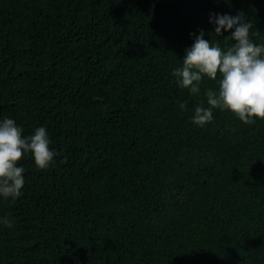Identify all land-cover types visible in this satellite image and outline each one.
Segmentation results:
<instances>
[{"label": "trees", "instance_id": "obj_1", "mask_svg": "<svg viewBox=\"0 0 264 264\" xmlns=\"http://www.w3.org/2000/svg\"><path fill=\"white\" fill-rule=\"evenodd\" d=\"M210 13L264 44V0H0V120L58 153L0 196V264H264V119L198 126L220 74L172 75L201 29L235 43Z\"/></svg>", "mask_w": 264, "mask_h": 264}, {"label": "clouds", "instance_id": "obj_2", "mask_svg": "<svg viewBox=\"0 0 264 264\" xmlns=\"http://www.w3.org/2000/svg\"><path fill=\"white\" fill-rule=\"evenodd\" d=\"M209 22L215 25L214 33L222 36L223 31H231L225 39L235 43L222 50L219 44H211L204 39V31L195 36L191 47L185 49L183 66L173 70L181 88L190 93L199 92L202 77L216 80L218 91L205 92L209 107L196 106L193 123L203 127L213 120V109L230 110L245 124L255 123V118L264 119V44H255L249 38L253 28L251 20L242 13L235 16L210 13ZM190 35H192L190 33ZM185 105H181L184 108ZM50 139L46 128L41 126L34 134L22 136V128L11 118L0 120V196L15 200L24 187L25 169L17 166L26 153H30L38 169H47L58 155L49 148ZM67 157L63 162H66ZM0 223L11 227L7 218Z\"/></svg>", "mask_w": 264, "mask_h": 264}]
</instances>
